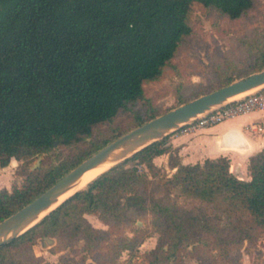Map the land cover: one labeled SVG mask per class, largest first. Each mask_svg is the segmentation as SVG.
<instances>
[{"label": "trees", "instance_id": "1", "mask_svg": "<svg viewBox=\"0 0 264 264\" xmlns=\"http://www.w3.org/2000/svg\"><path fill=\"white\" fill-rule=\"evenodd\" d=\"M193 4L236 19L253 0H0V166L11 158L26 163L56 145L78 143L128 103L143 99L144 84L162 77L191 34ZM252 56L245 76L264 68V51ZM232 81L227 78L218 88ZM169 135L93 179L41 222L0 246V264L15 245L70 230L91 247L96 229L84 214L118 222L130 203H140L150 177L162 173L153 159L171 151ZM117 137L104 138L57 165L29 171L21 185L0 188V221ZM170 166L176 171L166 182L186 196L215 204L229 217L232 232L243 236L247 222L264 228V148L249 157L248 180L230 171L225 156L186 165L172 161ZM155 206L171 215L169 207ZM141 240L121 238L114 257Z\"/></svg>", "mask_w": 264, "mask_h": 264}, {"label": "rangeland", "instance_id": "2", "mask_svg": "<svg viewBox=\"0 0 264 264\" xmlns=\"http://www.w3.org/2000/svg\"><path fill=\"white\" fill-rule=\"evenodd\" d=\"M190 22L191 34L167 63L162 77L144 84L143 99L128 103L78 143L56 145L26 163L12 159L7 167H0L1 185H21L29 171L83 154L94 143L129 131L138 121L217 89L227 78L245 77L252 55L264 51V0H253L252 7L236 19L193 4ZM172 174L162 167L161 175L150 177L153 181L142 190L140 203H130L118 222L84 214L96 229L91 247L80 233L70 230L50 237L52 242L41 237L31 245L11 247L4 264H264V228L247 222L243 236L232 232L229 217L215 204L186 196L167 183ZM155 204L169 207L171 215ZM134 236L141 242L115 258L120 239Z\"/></svg>", "mask_w": 264, "mask_h": 264}, {"label": "water", "instance_id": "3", "mask_svg": "<svg viewBox=\"0 0 264 264\" xmlns=\"http://www.w3.org/2000/svg\"><path fill=\"white\" fill-rule=\"evenodd\" d=\"M263 85L264 68L170 109L108 142L66 172L30 202L1 220L0 246L10 243L41 222L51 211L75 194L77 191L65 198L56 207L48 210L53 204L58 202L60 196L76 184L85 171L105 162H112L114 159H118L110 167L112 168L142 148L188 124L197 116L208 113L228 101H233L238 95ZM42 239V241H53L49 236H44Z\"/></svg>", "mask_w": 264, "mask_h": 264}, {"label": "crops", "instance_id": "4", "mask_svg": "<svg viewBox=\"0 0 264 264\" xmlns=\"http://www.w3.org/2000/svg\"><path fill=\"white\" fill-rule=\"evenodd\" d=\"M167 145L171 151L156 156L153 161L172 173L176 171V167L170 166L172 161L186 165L225 156L229 158L230 171L239 179L248 180L249 157L264 148V106L195 131L176 130L169 135ZM12 159L15 158L10 162ZM2 187L10 188L0 183Z\"/></svg>", "mask_w": 264, "mask_h": 264}, {"label": "built area", "instance_id": "5", "mask_svg": "<svg viewBox=\"0 0 264 264\" xmlns=\"http://www.w3.org/2000/svg\"><path fill=\"white\" fill-rule=\"evenodd\" d=\"M263 106L264 85L248 91L243 96L237 97L233 101H228L224 105L218 106L208 113L197 116L178 130L181 132H187L213 126L229 118L259 110L263 108ZM258 129H261V127Z\"/></svg>", "mask_w": 264, "mask_h": 264}, {"label": "bare ground", "instance_id": "6", "mask_svg": "<svg viewBox=\"0 0 264 264\" xmlns=\"http://www.w3.org/2000/svg\"><path fill=\"white\" fill-rule=\"evenodd\" d=\"M247 92L242 93V94H240L238 96H243ZM117 161H118V159H114L112 162H105L103 164H100L99 166H96L94 168H91V169L85 171L81 175V177L79 178V180L76 182V184L71 189H69L66 193H64L62 196H60L58 202H56L55 204H53L48 210L56 207L58 204H60V202H62L65 198H67L68 196H70L74 192L85 188L88 185V183H90L93 179H95L98 176H100L104 171H106L107 169H109Z\"/></svg>", "mask_w": 264, "mask_h": 264}]
</instances>
